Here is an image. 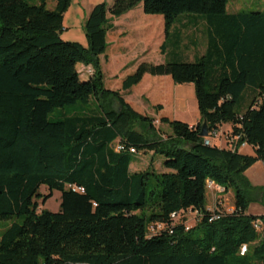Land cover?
Returning a JSON list of instances; mask_svg holds the SVG:
<instances>
[{"label":"trees","instance_id":"trees-1","mask_svg":"<svg viewBox=\"0 0 264 264\" xmlns=\"http://www.w3.org/2000/svg\"><path fill=\"white\" fill-rule=\"evenodd\" d=\"M71 3L55 0L49 10L47 0H0V222L12 223L0 233V264H264V215L247 214L252 201L264 205V187L252 188L244 176L257 162L264 167V13L228 15L227 0H114L87 16L83 47L61 39ZM139 5L163 17V54L180 17H202L209 28L195 62L142 63L123 83L128 91L150 75L193 85L200 121L189 127L162 118L166 139L155 119L104 87L108 15ZM79 64L94 70L88 81ZM246 94L252 100L237 112ZM204 119L209 133L231 126L232 149L204 144ZM116 143L123 152L114 151ZM243 145L254 154H240ZM130 149L162 156L167 172L131 173ZM208 182L222 194L234 190L232 213L219 204L215 213L207 209ZM55 191L59 212L38 213V202ZM189 211L199 219L185 231V218L173 223L171 215ZM157 223L172 226V234L149 238Z\"/></svg>","mask_w":264,"mask_h":264},{"label":"crops","instance_id":"crops-1","mask_svg":"<svg viewBox=\"0 0 264 264\" xmlns=\"http://www.w3.org/2000/svg\"><path fill=\"white\" fill-rule=\"evenodd\" d=\"M110 7L107 6V8ZM92 9L93 7L84 13V22ZM108 19L110 20V29L106 35L107 49L105 54L100 57V66L103 73L105 89L111 92H119L125 103L129 105L133 111L142 116L155 118L159 121L162 118H166L169 121H176L171 119L172 115L175 114H172V112L175 107L181 109L184 104L181 98L183 88H181L180 85H176L170 76L153 77L145 75L138 85L132 87L128 91H123L124 81L129 76L133 75L140 64L161 65L169 62L167 58L170 53L173 54V52H168V49L164 54L161 52L162 45L165 42L163 17L146 15L143 12V6L139 5L119 18L111 19L108 15ZM199 19L200 18L195 16L185 15L177 19L174 23L169 33L168 42L172 37L174 49L178 50L183 47V51L180 50L179 53H174V61L170 62L186 63L181 61L180 58H189L190 56L193 60L191 63H193L195 59L197 60L200 58L196 53L193 54L194 52L189 50V48L195 47V43L193 40H188L187 35V33L191 32L192 34L193 31H196V25ZM81 45L83 47L87 46L84 44V38ZM204 54L205 52L203 55ZM187 63L190 62L187 61ZM76 68L79 75L81 72L83 73V76L80 75V79L84 82L88 81L94 72L92 67H85L80 64L77 65ZM157 106H160L162 109L156 111L155 107ZM217 132L222 133V135L225 134L224 136H229L231 134V126L222 125ZM224 136L218 144L212 145L221 149H227L222 146L223 139L225 140ZM233 145L234 144H229V147ZM242 151H247L248 155L252 153V151L247 149L246 145H243L241 150H238V152L241 153ZM135 165L136 163L134 166L133 164L130 165V172H141ZM165 172H167V170L164 169L161 173ZM207 209H209L208 206ZM263 215L264 212L253 216Z\"/></svg>","mask_w":264,"mask_h":264},{"label":"rangeland","instance_id":"rangeland-1","mask_svg":"<svg viewBox=\"0 0 264 264\" xmlns=\"http://www.w3.org/2000/svg\"><path fill=\"white\" fill-rule=\"evenodd\" d=\"M24 2L28 3L29 5H39L40 0H23ZM113 0H72L71 6L69 10L67 11L66 15L64 16L63 20V32L61 34V39L65 42H75L80 43L83 42L84 38V44L87 45V41L83 32V24H84V13L87 12L88 9L91 7H94L97 4L105 3L108 7L111 6ZM55 6V0H47V9L52 10ZM226 13L228 15H235L238 13H246V14H256V13H264V0H227V8ZM197 17V16H195ZM200 18L196 25V31H193L192 34L187 33L188 40L194 41V48H189L191 52L196 53L198 57H201L203 53L206 51L207 47V31L208 26L207 23L204 21V19ZM185 34V33H184ZM172 37L169 39L168 42V52L179 53L180 50L183 51V47L176 50L174 49V46L172 45ZM87 47V46H86ZM167 52V53H168ZM170 53L167 60L174 61V55ZM197 57V58H198ZM165 58V57H164ZM181 61H184L187 63L189 61L190 63L193 61L191 57L189 58H180ZM154 61V60H152ZM196 61V59L194 60ZM81 76H83V73H80ZM182 89V100L184 102L181 109H178L177 107L174 108L171 119L176 120L177 122L184 123L191 126H196L198 122L200 121V115L198 112L197 102L195 98V91L192 84H185L180 85ZM252 100V97L249 96V94H246L243 97V100H241L237 106V112H243L245 111L250 102ZM59 111H55L53 114L50 115V119L54 120L56 116H58ZM155 119V118H154ZM156 130H159V132L163 135V137L166 139V136H168L171 131L169 127L165 125H161L159 123L158 119H155V122L153 123ZM225 135V134H224ZM222 133L218 132L217 137H211L209 140L212 144H218V142L222 139L224 136ZM225 138V136H224ZM227 149H232L233 147L226 143V141L223 139V144ZM247 149L252 151L250 154L251 156L254 154L253 150L250 146L246 145ZM241 150V147L239 148ZM240 154L248 155L247 151L239 152ZM133 166L136 163L135 167L139 171H145L149 167L152 168L157 173H161L165 168L163 167L164 158L160 155H154L152 154H144V153H138L133 155ZM133 171V170H132ZM246 180L250 184L252 188H263L264 187V167L261 162H257L254 166H252L249 171L244 174ZM39 193L43 196L48 195V190L45 187H41ZM220 198V199H219ZM220 200V201H219ZM222 202L221 210L225 213H230L231 210L234 208V190L231 188L229 189L228 193L226 194H219L214 191L207 190V206L209 207V210L214 211L217 207L216 203ZM38 213L40 211H48L51 213H58L59 212V206H60V193L55 191L53 192L52 197L43 205L41 201L38 202ZM264 212V205L261 204L260 201L251 202L249 205L248 212L249 215H257L262 214ZM182 216V215H181ZM183 217V216H182ZM185 219L191 220L189 224H192L193 216L190 214H186ZM16 222V221H15ZM11 222H0V233H2L4 230H6L8 227L11 226ZM246 253V248L241 249V254Z\"/></svg>","mask_w":264,"mask_h":264},{"label":"built area","instance_id":"built-area-1","mask_svg":"<svg viewBox=\"0 0 264 264\" xmlns=\"http://www.w3.org/2000/svg\"><path fill=\"white\" fill-rule=\"evenodd\" d=\"M217 136H218V132L209 133V137L204 139V144L207 145V146L208 145H212V143H211V141L209 139L211 137H217ZM235 140H237L236 137H231L230 135L229 136H225V141H226L227 144L231 145V144H233V142ZM114 151L117 152V153L123 152L124 151V147L121 144L116 143L114 145ZM129 152H130V154H133V155L137 154L134 149H130ZM208 190H210V191L212 190V191L217 192L219 194L223 193V189H220L219 187H216L212 182H208ZM218 204L221 205V203L217 202L216 203L217 207H215L216 209L214 211L209 210V209L208 210L213 212V213H215V211H217ZM233 211H234V208L231 210L230 213H232ZM186 214H190V215L193 216L192 224H189V222L191 220L185 219V222H184L185 231H189L196 225V223L198 222L199 217H198L197 213H193L192 211H189ZM186 214H184L183 217L180 214H177V213L172 214L171 215L172 222L173 223H177L182 218H185L184 216ZM215 219H218L217 215L212 216L210 221L215 220ZM253 227H254V229L256 231L259 232L261 230V227H262L261 221L258 220V221L253 222ZM171 230H172V226L168 227V226H166L165 224H162V223L153 224V225H150L148 227V237L151 238V237H153V236H155V235H157V234H159L161 232H165V231H169V233L172 234ZM243 248H245V247H243Z\"/></svg>","mask_w":264,"mask_h":264},{"label":"water","instance_id":"water-1","mask_svg":"<svg viewBox=\"0 0 264 264\" xmlns=\"http://www.w3.org/2000/svg\"><path fill=\"white\" fill-rule=\"evenodd\" d=\"M198 136L202 139L209 137V127L207 121L204 119L200 125V130Z\"/></svg>","mask_w":264,"mask_h":264}]
</instances>
